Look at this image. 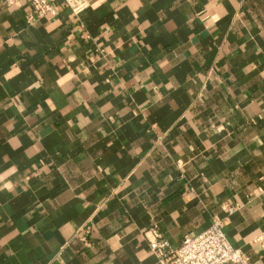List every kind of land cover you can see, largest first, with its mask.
Segmentation results:
<instances>
[{"label": "crops", "instance_id": "1", "mask_svg": "<svg viewBox=\"0 0 264 264\" xmlns=\"http://www.w3.org/2000/svg\"><path fill=\"white\" fill-rule=\"evenodd\" d=\"M51 1L0 0V264H156L150 226L213 218L264 264V0Z\"/></svg>", "mask_w": 264, "mask_h": 264}, {"label": "built area", "instance_id": "2", "mask_svg": "<svg viewBox=\"0 0 264 264\" xmlns=\"http://www.w3.org/2000/svg\"><path fill=\"white\" fill-rule=\"evenodd\" d=\"M3 1L12 3L15 0ZM28 1L32 17L55 14L58 9V3L51 0ZM60 1L75 10L87 0ZM228 209L232 210V207ZM147 233V244L156 256V264H223L227 261L247 264L246 255L229 243L221 218H213L211 224L196 235H185L176 247L171 246L156 224L150 226Z\"/></svg>", "mask_w": 264, "mask_h": 264}]
</instances>
